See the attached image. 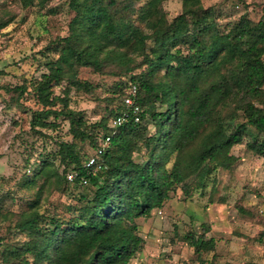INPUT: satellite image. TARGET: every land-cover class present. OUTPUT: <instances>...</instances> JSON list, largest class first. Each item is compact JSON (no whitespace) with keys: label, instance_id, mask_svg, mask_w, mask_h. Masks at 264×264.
<instances>
[{"label":"trees","instance_id":"obj_1","mask_svg":"<svg viewBox=\"0 0 264 264\" xmlns=\"http://www.w3.org/2000/svg\"><path fill=\"white\" fill-rule=\"evenodd\" d=\"M18 1L29 7L49 0ZM166 1L68 0L75 15L68 35L51 43L57 57L34 84L43 109L33 112L30 124L56 130L63 118L73 140H59L55 152L30 158L22 186L69 183L70 171L85 175L89 184H78L85 190L69 218L41 214L37 197L16 225L29 240L8 252L10 257L5 251L4 261L28 255L31 264H131L144 245L138 219L150 218L178 190L192 197L196 178L197 188L205 189L217 171L236 164L232 149L247 137V148L264 159V10L257 22L243 15L222 28L202 0H183L182 12L171 21ZM82 68L129 79L114 89L119 105L110 110V121L91 125L70 108V89H95L80 78ZM64 83L63 96H56L55 88ZM132 86L142 120L130 117L114 127ZM16 90L23 95L27 88ZM227 108L236 112L228 119ZM107 137L102 168L85 170L91 156L82 145L88 142L96 153ZM195 144L197 150L186 157ZM204 231L183 237L198 257L216 248Z\"/></svg>","mask_w":264,"mask_h":264},{"label":"rangeland","instance_id":"obj_2","mask_svg":"<svg viewBox=\"0 0 264 264\" xmlns=\"http://www.w3.org/2000/svg\"><path fill=\"white\" fill-rule=\"evenodd\" d=\"M202 2L205 9L215 12L222 28L243 15L257 22L264 10V0ZM163 8L171 21L182 12L183 0L166 1ZM74 15L68 0L36 2L29 7L18 0H0V264L32 263L28 255L8 261L2 255L7 251L10 257L8 252L18 251L29 240L16 225L37 197L41 214L69 218L70 208L78 205L85 190L64 179L50 184L41 180L35 188L22 186L30 158L34 162L41 153L55 152L59 140H73L63 118L56 130L32 129L30 123L33 112L43 109L34 84L47 72L46 63L57 57L50 51L51 43L68 35ZM80 78L95 89L92 93L70 89V108L81 112L91 125L103 118L110 121V110L119 105L114 89L129 79L91 68H82ZM23 86L27 91L21 95L16 88ZM67 86L56 87V96H63ZM61 108L60 103L55 107ZM235 114L234 108L225 111L227 119ZM248 141L247 137L232 149L236 164L217 171L205 189L197 188L196 178L191 182L192 197L178 190L161 210L137 220L144 245L131 264H264V159L247 148ZM197 148L198 144L193 145L185 156ZM82 149L87 156L95 153L88 142ZM135 159L142 161V154H135ZM204 229L207 239H215L216 248L198 257L183 237L192 231L203 234Z\"/></svg>","mask_w":264,"mask_h":264},{"label":"built area","instance_id":"obj_3","mask_svg":"<svg viewBox=\"0 0 264 264\" xmlns=\"http://www.w3.org/2000/svg\"><path fill=\"white\" fill-rule=\"evenodd\" d=\"M137 96V87L132 86L129 89L128 94L124 98V104L125 108L121 112L119 116L114 118L112 125L114 127L122 126L130 117H133L135 122H141V113L142 108L141 106L136 102L135 98ZM111 140V137H107L104 141V144L101 148L97 150V152L91 156L84 164L85 170H100L102 168V155L105 151V148L109 144ZM66 179L70 184L76 185V184H82V185H88L89 180L86 178L85 175H82L79 171H70L66 175Z\"/></svg>","mask_w":264,"mask_h":264}]
</instances>
